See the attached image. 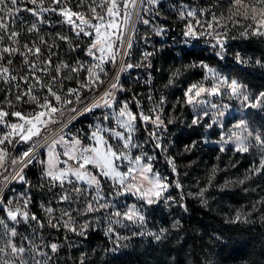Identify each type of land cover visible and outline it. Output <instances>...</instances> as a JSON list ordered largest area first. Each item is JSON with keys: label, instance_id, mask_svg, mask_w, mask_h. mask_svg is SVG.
I'll return each mask as SVG.
<instances>
[{"label": "trees", "instance_id": "trees-1", "mask_svg": "<svg viewBox=\"0 0 264 264\" xmlns=\"http://www.w3.org/2000/svg\"><path fill=\"white\" fill-rule=\"evenodd\" d=\"M89 1L86 0V3ZM191 1L198 3L203 8V23L210 21L215 15L222 24L227 25L226 31L229 39L223 60L212 56L205 49L189 50L191 51L189 52L179 48L176 46V42L180 37L175 31L174 35L169 37L173 41L168 38L162 46L160 43L159 49L151 58L152 80L150 85L145 82L128 80L126 81L128 89L125 91L126 95L137 96L141 106L146 108L148 104H152V102L158 104L161 97L164 98V103L160 106L163 108L161 118L165 121L166 130L162 133L160 140L147 135L148 140L150 139V147L156 153L160 169L171 173V167L167 163L166 157L174 159L178 176L172 175L171 179L175 182L178 180L181 187L177 188L175 183H171L172 195L178 203L175 207L165 205L163 208H154L150 214L162 213L161 215L168 218H174L176 222H179V227L169 229L161 241L149 240L141 243L136 240L126 250L104 254L99 250L102 243L105 242L102 232L90 230L83 237L79 248L71 249L68 242L71 236L64 235L63 232L46 224V229L59 243L58 263L82 264V256H79V253L84 252L83 264H264V172L252 176L251 182L247 186L248 191H244V187L238 182H234L231 188L229 186L217 187V182L222 181L225 176L231 175L235 179L239 178L238 174H241V169L247 167V160L244 159L246 158L245 154L240 156V154L221 153L215 147L202 145L200 128L190 125L187 121L183 124L181 121V117L189 111V107L185 103L184 90L189 83L204 80L202 68L188 66L198 65L202 60L216 62L226 74L234 76L241 83L247 85L250 90L264 91V37L250 36L245 39L240 36L248 23L241 17L235 18L239 21L235 24L227 19L230 15L229 0ZM67 2L72 7L77 6V0H67ZM90 2L92 3V0ZM168 26L171 32V29H178L180 24L170 20ZM216 30L223 34L222 29ZM50 35H53V32ZM50 35L48 37L49 45L54 49L59 40ZM237 52L250 62L244 63V65L237 63L235 58ZM71 53L70 49H65L61 56L70 60ZM258 59L261 60V64L256 63ZM177 69L181 70L180 75L173 79L172 84H169V79ZM150 90L152 91L151 101L146 98ZM22 98L25 102L26 96ZM6 101H14L19 104L13 91L0 81V102ZM168 120H173V123L169 124ZM139 128L143 132L154 131L153 127L139 126ZM77 129L80 130V128ZM193 141L196 142L195 146L191 147V151H185L186 146H192ZM33 142V139L25 142L20 148L26 150ZM157 142L161 147H155ZM182 148L184 150L179 152ZM12 155L10 154V158L13 157ZM238 161L240 162L238 163ZM230 162L232 165L234 162L238 165L231 166ZM35 163L27 167L25 179L32 191L30 209L41 217L38 201L51 194V190L50 186L41 182L44 177L41 172L42 164ZM209 165H215L219 169L215 174L214 184L201 198L190 196L184 185L191 186L198 178L206 179V167ZM47 183L54 185L48 179ZM65 193L66 190L61 193V197L65 196ZM243 204H247L251 210H255L253 217L248 218L247 222H231L229 216L232 210Z\"/></svg>", "mask_w": 264, "mask_h": 264}, {"label": "rangeland", "instance_id": "rangeland-1", "mask_svg": "<svg viewBox=\"0 0 264 264\" xmlns=\"http://www.w3.org/2000/svg\"><path fill=\"white\" fill-rule=\"evenodd\" d=\"M90 1L89 3H86L85 0V4L81 8L87 7L89 4H91ZM78 3L79 0H77V4ZM95 3L96 5H100L101 0H95ZM103 12L104 8L102 10V13ZM140 15L141 8H134V19H137V16L140 17ZM235 18L237 19L239 17ZM245 21H247L248 24L251 23L250 20ZM227 77L235 78L230 74H227ZM192 83H189L186 89ZM205 85L207 86V84ZM248 91L255 94L259 93L254 92L249 88ZM202 99L205 100V103L196 105L195 107L186 103L189 107V111L187 114H184L183 117H181V121L183 124H185L187 121L190 125H193L192 120L194 118L197 116L202 117L199 123L195 124V126L200 128L199 130L202 133V137L200 138L202 145L215 147L219 152H221L220 148L223 146L225 151L221 153L240 154V156L245 154L246 158L244 159L247 160V167L241 169V174H238L240 175L239 178L235 179L231 175H228L225 176L222 181L217 182V187L219 188H223L225 186V182H228L227 186L231 188L233 187L234 182L244 179L242 176L245 177V175H251L248 170L254 164H258L260 155L258 149L255 147H250V151L247 153H239L235 151V143L234 141L229 140V137L233 132L241 135H247V132H243L241 129L234 128L233 126L238 121L243 119L248 125V130L252 131L253 135H255L257 131L264 134V110L243 107L242 105L244 102L242 100L231 97L227 92L217 96L205 95L202 97ZM213 104L216 105L215 108L212 107ZM120 110L121 109L109 111L106 115L107 119L104 117L90 127L80 128L78 134H80L79 136L82 137V143L89 150L97 146L106 148L110 145L118 154L123 152L130 154L132 158H134L136 155H141L142 153L146 154L147 156H152L154 157V159L151 161L153 172L149 173L148 175L152 176L154 173H158L161 177H167V182L174 184L175 181L171 179V176L173 175L174 177H177L178 172H172L170 169L171 173H168L160 169L157 163L158 159L156 157V153L150 147V139L148 140V135L150 132H152V130L143 132L137 125L139 121H136L135 130L130 134L127 129L122 128L118 123L117 117ZM205 112H207V115L204 114ZM221 112L223 113V116L219 115ZM208 125H211V127H208ZM97 127L100 129L99 134L103 136L105 144L97 145L96 140L92 138V132L96 131ZM155 130L156 129L154 128V131ZM117 132L121 133L125 139L131 135L132 139L130 143L133 145H138L139 147L125 149L124 139L116 136L115 133ZM2 133L3 131H1V134ZM37 140L32 143L28 150L37 143ZM250 140L254 145V139L250 138ZM224 141L228 142L224 143ZM9 145L10 144L8 143L1 145V147L7 150L8 157L4 162V167H0V189H3L0 191V200L2 199L7 203L10 199L13 200V203L10 205V207L13 209L19 207L22 212L26 211L28 213V219L25 220L23 217L18 216V222L10 221L7 219L6 212H4L3 209L0 210L2 211L0 212V219L4 220L9 230L15 228L17 233L16 236L12 237L8 234V231L4 228V226L0 225V247H5L8 240L11 239L17 247H23L25 249L23 253H18L16 255L11 253L10 248L6 249V253L0 254V261L7 259L11 261L12 264H22V262L23 264H37V262H39V264H60L57 261L59 243L50 234V231L46 229V224H49L55 230L63 232L64 235L67 234L71 236L68 241L71 249L79 248V245L83 241V237L87 234V232L90 230H98L102 232V235L105 237V242L102 243V247L100 246L99 250H101L104 254H108L111 252L126 250L136 240L141 241V243L149 240L156 242L153 236H148L146 234H159L161 228L168 229L169 231V229L172 228V225L176 223V219H171L161 215L162 213L150 214L154 208H163L165 205L167 207H175L176 204H178L174 195H172V185L166 192L162 194L156 203L153 204H148L146 199L141 197L134 188L128 191L125 190L129 185L132 184L137 185V187H141V185H143V187L148 186L147 182L142 180V177L138 172L132 173L131 175L125 177L123 183H121L118 178L107 176L109 182H111V186L105 190H102V188H96L98 185L89 184L87 180H77L74 175L73 183L52 186L48 185L47 178L44 176L41 182L45 183L46 186H50L51 194L46 195L45 199L43 198L42 200L38 201L41 214V217H39L30 209L32 191L29 189V186H24L23 181L10 182L9 180L7 182H3L4 177H10L19 169V163L17 165H13L11 161L13 159L19 160V157L22 155V153L26 151L20 148L23 145V142L20 145L15 146L14 149ZM182 150L184 149L182 148L179 152H182ZM66 152L68 155L65 154ZM53 153L56 157V169L62 168L63 164H69L72 166L79 165L75 158H71L73 155H75L73 149L62 142H57L54 145ZM89 153L92 155L91 151H89ZM10 154H13L12 158H10ZM34 160L36 163H38V165H41L43 164L41 162L44 160V158L40 155ZM48 160L49 153L47 155V161ZM144 162L147 163L148 161L145 159ZM239 162L240 161H238V163ZM238 163L234 162L232 165L230 162L231 166L238 165ZM113 164L117 171L122 173L127 172L128 168L131 166L128 160H124L122 158L114 159ZM213 167L217 168L215 165H209L206 167V179L202 180L198 178L191 186L187 184L184 185L185 190L190 196L201 198V190H204V194L211 188L215 181L213 178L210 182ZM99 168L100 167L91 164L88 167V171L86 173L88 175H94L98 179ZM70 174L72 173H69V175ZM133 176H135V179H133ZM250 182L251 180H246L243 184H240L239 182L238 183L244 187V191H248L247 186L250 184ZM5 183L7 186H5ZM22 185L23 187H21ZM75 189H80V191H75ZM62 190H66L65 196H67L68 199H61V193L63 192ZM22 193L24 194L23 196L21 195ZM24 197H28V199H30L27 207L24 206ZM169 197H171V199H169ZM206 200L209 201L208 198H206ZM132 206H134L144 216V220L142 222L139 220L133 222L124 218L123 213L127 212ZM89 207H91L92 210H89ZM47 208H52L53 211L49 213L46 211ZM238 211L242 214V217H244V219L241 221H245L248 218L253 217V212L255 210H251L247 204H243L232 210L229 219L233 220ZM117 212H119L121 215H114V213ZM65 213H67V215H65ZM33 215L36 216L37 219L33 220L31 218ZM117 220L120 222L115 223ZM65 221L69 222V227L64 226ZM85 225H87V227H85ZM109 227L112 228L111 232L107 231ZM72 229H75V231ZM141 233H145V235H140ZM53 243L58 245V248L55 252H53L50 247V245ZM83 255L84 252L79 253V256Z\"/></svg>", "mask_w": 264, "mask_h": 264}, {"label": "snow or ice", "instance_id": "snow-or-ice-1", "mask_svg": "<svg viewBox=\"0 0 264 264\" xmlns=\"http://www.w3.org/2000/svg\"><path fill=\"white\" fill-rule=\"evenodd\" d=\"M8 2L11 4L12 7H8L5 11L3 7H0V32L7 33L8 39L12 40L14 43L16 42L14 40L15 37L19 35L16 31H11L9 33L10 25L15 24L14 17L16 14L21 10L19 8H16L15 6L21 2V0H8ZM29 3L36 5L39 2V5H43L44 0H28ZM137 0H124V7L127 9L129 5H135ZM150 4L155 5L158 0H148ZM6 3V0H0V6H4ZM52 4L57 5V7H51V8H45L40 7L39 10L37 8H27L25 7L23 11H27L32 13L36 17H40L41 12H54L56 13L58 10V15L63 17V22L70 25L72 31H76L77 35L83 34L85 36H91V33L88 31H85V26L91 28L95 32V39L93 40V43L90 46L89 54L91 55V49L99 48V51L101 53V64L103 63L104 59L107 57L105 56L106 49L110 50L112 48L111 44V34L108 31L109 29L113 27H119L115 23V17L119 14V8L117 5V0H101L100 5H96L95 0H92V3L88 5L87 11L91 13V17H89L85 12L81 11H74L72 7H69L66 0H51ZM63 4V6H61ZM85 4V0H79V3L77 4V7H82ZM106 7V15L110 17L111 19L106 23L104 15L100 14V12L97 11V8H101L103 10L104 6ZM230 15L227 17L228 20L233 21V23H239L238 20L235 19V17H242L245 20H250L251 23L248 24L247 27H245L244 31L240 33V36L247 39L250 36L254 37H264V0H230V7H229ZM201 14H203V10H201ZM196 10H188L186 13L185 11L180 12V18L185 19L186 17H191L194 22H188L185 26L186 30L184 31L183 35L185 37H198L203 35H208L212 37L215 40V47H219L220 51L216 52V55L223 59L225 55V48L227 46V40L229 37L227 36V25H222L221 20L217 18L215 15H213L212 19L210 21H206L202 23L199 19L196 18ZM131 19V13L125 12V23H127ZM78 21V23H77ZM95 21V22H94ZM145 24H148V20L143 21ZM197 25H200L201 27H205L208 29L207 32H202L197 29ZM37 29V25L33 23L29 28L28 31L32 32ZM216 29H222L223 34H221V31H217ZM78 30V31H77ZM157 35L161 34V29H154ZM4 39V35H0V41ZM61 40H67L68 38L65 36L60 37ZM131 46V41L129 40V47ZM27 47V45H25ZM19 51L16 47H4L2 50H0V54L2 53H11L15 54ZM31 51V49H29ZM35 52L38 54L40 52L39 48L35 49ZM153 53L151 52H145L144 53V59L147 60L148 57L152 56ZM236 61L239 64L249 63V60H245L239 52L236 53ZM113 62L115 61V57H112ZM11 63V61H9ZM257 64H261V60L256 61ZM139 66V65H136ZM151 67V64L148 65ZM200 67L204 69L205 71V77L204 80H207L209 77L212 79L211 86H206L204 81H199L196 83H192L188 86L186 91L184 92L185 97V103L188 105H192L195 107L196 105L204 104L205 100L202 99L203 96H217L222 95L224 92H227L230 94L231 97L242 100L243 107L246 108H252V109H262L264 110V91H260L258 94L250 93L248 91L247 85L241 83L238 79L235 78H229L227 76L220 75L214 68L210 67L207 63L204 61H200L198 65L193 64L189 65L188 67ZM83 67V65H81ZM128 68L133 67L132 64L127 65ZM98 68L100 72H104V69L99 65H93L92 67H89L87 69L88 71V83L87 84H81V87H89L91 86L95 81L99 80V76L97 72H95L93 69ZM124 69L121 68V71ZM59 71V68L57 69ZM73 72L78 71L77 68L72 69ZM181 70L177 69L174 73L172 78L169 79V84L173 83V79L180 75ZM0 76H3L5 81H7L9 78L12 80H15V76H9V69L7 67H0ZM150 79V78H149ZM118 77L117 82H113L109 85L110 89H117L118 88ZM69 93L76 94L79 98V90L78 89H68ZM28 96V102L35 103L37 107L41 110L34 111L33 113H30L28 115H24L20 111H12L7 112L4 111L3 108H0V125H3L5 128L8 129V131L3 132L0 134V145H4L5 143L12 144L14 142L13 138L18 137L19 141L28 142L33 139V137H38L41 134V127H47L50 123H54L53 120V114L60 112L61 110L54 107L51 99H49V96L54 98L55 101L60 102L62 104H69L71 101L69 100H62V97L58 95L55 91L49 87V96H45L43 103H40L38 98L35 95H32L31 88L28 89V92L26 93ZM22 99V95H17L16 100L20 101ZM103 100V103L106 106H109L112 102V99H114V94L111 91H105L103 96L101 97ZM151 99V97H150ZM164 98L161 97V100L159 102V105L153 107L149 110V114H145L142 109L138 113H133V111L129 108L128 103L125 102L123 107L121 108L117 120L118 123L122 128L127 129V131L131 134L135 130V124L137 119L148 123L150 122L156 130H159L165 126V121L161 118V111H158L159 106L163 105ZM8 104L11 105V101H8ZM99 107V102L93 103L90 107H85L84 112L91 111L92 108ZM213 108L216 107L215 104L212 105ZM226 107V106H225ZM137 108H140V104L137 101ZM71 111L77 112L78 110L72 109ZM207 115V112L204 113ZM219 115L223 116V113H219ZM12 116L17 118V122L10 123L6 119L7 117ZM74 118V117H73ZM107 119V117H105ZM200 119L202 117L197 116L192 120V124H198ZM168 123H173V120H168ZM208 127H211V125H208ZM234 128L241 129L243 132H247V135H241L237 134L236 132H233L232 135L229 137V140L234 141L235 143V151L239 153H247L250 151V147H255L258 149L260 155H259V161L258 164H254L248 171L251 173V175H245L244 179L238 181L240 184L245 183L246 180H250L252 176L260 174L264 172V134L260 132H256L255 135H253L252 131L248 130V125L245 120L238 121L234 126ZM100 129L97 127L96 131L92 132V138L96 140L97 145L105 144L103 136L100 134ZM116 136L121 137V139H124V148L128 149L131 147H139L138 145H133L130 143L132 137L129 135L126 139L124 136L117 132L115 133ZM149 136L153 139H158L156 136V132H150ZM250 138H253L255 141V144L253 145ZM63 139V138H61ZM223 139V138H222ZM228 141H224V143H227ZM55 143V142H54ZM73 145V152L75 151V146L80 144L79 139H73L71 141ZM195 141H193L192 146H186L185 151H191V147L195 146ZM53 147L54 145L49 146V160H48V168L45 171L44 175L51 177L53 180H59L63 181L67 177L66 171H59L55 172L53 169L55 168V161L56 157L53 153ZM155 147L159 148L161 147L160 143L157 142ZM91 151L92 155H84L83 153H87ZM221 152H224L225 149L223 146L220 148ZM68 155V153H65ZM8 157V152L5 148L0 147V167H4V162ZM71 158H76L75 155H73ZM80 158L83 160V163L80 164L79 168L73 170L69 169L68 171H71L72 174L77 178V180H87L89 184H99V180L94 175H88L83 169L85 168V165L87 164H94L97 167H100L102 169V174L104 176H111L113 178H118L121 183L124 182V178L131 175L132 173L138 172L139 175L142 177L143 181L147 182V187H137V185L132 184L129 185L126 191L132 190L133 188L136 190V192L139 193V195L146 199V202L148 204L156 203V201L162 196L164 192L168 190V188L171 186L169 182H167V177H161L158 173H154L152 176H149V173L153 172L152 169V163L151 161L154 159L152 156H147L146 154L136 155L134 158L131 157L130 154L126 153H117L113 150V148L109 145L106 148H101L99 146L93 147L90 150L88 148H84ZM124 159L128 160L130 163V167L128 168L127 172H119L115 168L113 164L114 159ZM34 159V153L33 149H29L28 151H25L22 153V155L19 157V160L13 159L11 162L13 165H17L19 163V170L15 172L14 175L6 176L4 177L3 182H7L9 180L13 181H25V176L23 174L24 169L33 162ZM147 160L148 162L145 163L144 160ZM167 163L170 165L172 172H176V165L175 161L171 157H166ZM43 163V161L41 162ZM218 169L216 167L212 168V176L210 178L213 179L215 177L216 172ZM133 179H135V176H133ZM228 182H225V186H227ZM5 186L6 183H5ZM175 187L180 188L181 185L179 181L177 180L175 182ZM3 189H0L2 191ZM75 191H80V189H75ZM203 191L201 190V195H203ZM24 195L23 193L21 194ZM62 200L68 199L67 196H62ZM171 199V197H169ZM30 202V199L25 198L24 199V206L27 207L28 203ZM13 203V200H9L7 205L3 204V201L0 200V207L3 208V211L6 212L7 219L10 221H17L18 222V216L23 217L25 220L28 219V213L26 211L22 212L19 207L16 209H13L10 207V205ZM183 207V205H181ZM89 210H92L91 207H89ZM47 212L51 213L53 211L52 208H47ZM185 211L187 209L185 208ZM67 215V213H65ZM116 216H120L121 214L119 212L114 213ZM123 216L125 219L129 221H143L144 216L134 207H130L129 210L125 213H123ZM33 220L37 219L36 216L31 217ZM244 219L242 217V214L238 211L234 217V219L231 221L233 223L237 221H241ZM120 221H115V223H119ZM245 222H247L245 220ZM51 223V221H50ZM0 225H3L4 228L8 231V234L12 237L16 236V230L15 228L8 229L7 224H5L4 220L0 219ZM65 227H69V222L65 221L64 223ZM87 227V225H85ZM173 228L179 227V222L177 221L172 225ZM75 231V229H72ZM109 232L112 231V228L109 227L107 230ZM168 232V229L161 228L159 234L156 233H147L148 236H153L156 241H161L165 238V234ZM140 235H145V233H141ZM127 239V238H125ZM219 239V238H217ZM53 252H55L58 248V245L53 243L50 245ZM11 249V253L13 255H16L18 253H23L25 249L23 247H17L11 239L8 240L5 247H0V254L6 253V249ZM81 261L83 264V256L81 257ZM0 264H12L11 261L4 259L0 261ZM23 264V262H22ZM39 264V262H37Z\"/></svg>", "mask_w": 264, "mask_h": 264}, {"label": "built area", "instance_id": "built-area-1", "mask_svg": "<svg viewBox=\"0 0 264 264\" xmlns=\"http://www.w3.org/2000/svg\"><path fill=\"white\" fill-rule=\"evenodd\" d=\"M67 4L69 7H72L68 2ZM117 5L119 8V14L115 17V23L119 25V27H113L108 30L111 34L112 48L110 50L106 49L105 56L107 58L104 59L102 64L99 48L91 49L92 54H89L90 46L95 39V32L93 29L85 26V31L90 32L91 36H85L82 33L78 36H71L68 24L67 27H59V17L61 16L58 15V10L56 13L51 11L41 12L39 18L30 12L23 11L25 7L37 8V10H39L40 7H57V5L51 3V0H44L43 5H39V2L36 5H33L29 3L28 0H21V2L15 6L16 8L21 9L14 17L15 24L10 25L9 28V33L11 30L19 33V35L14 38L16 41L15 43L8 39L7 33L0 32L1 35H4V39L0 43V50L4 47H16L19 49L15 54H0V67H7L9 69V76L16 77L15 80L9 78L5 81L4 77L0 76V81L3 85L12 90L16 97L17 95H22V97L26 96V101L24 102L22 98L18 101L19 104H16L14 101H11V105H9L7 101L4 103L0 102V108H3V110L7 112L20 111L24 115L41 110L35 103L28 102V96L26 93L29 88L32 90V95H35L38 98V95L49 96V87H51L53 91L62 97V100L71 101L69 104H62L49 96L53 106L61 111L53 114L54 123H50L47 127L42 126L41 134L38 137H33L34 142L38 139L37 143L31 148L33 149L34 159L40 155L44 158L41 170L43 176H45L44 173L48 168L47 155L49 153L50 145L62 142L73 148L71 141L74 138L80 140V144L75 146L74 151L76 157L75 160L79 165L72 166L69 164H63L60 169L54 168L53 171L55 172L63 170L68 173L63 181L53 180L51 177L45 176L54 185L73 183V174L69 175V173L72 172L68 170H75L79 168L81 163H83L80 156L86 146L82 143V137L79 136L80 134H78L79 131L77 128H82L84 126L86 128L94 125L96 122L106 117L109 111L121 109L125 102L128 103V106L133 113H138L140 109H142L145 114H149L150 109L159 105V103L156 104L155 102H152V104H148V107L146 108L142 107V104L139 103L140 108H137V101L139 102L137 96L134 94L126 95L125 92L128 89L126 84V81L128 80L145 82L147 85H150L151 83L152 75L148 65L151 62V58L154 56L155 51L159 49L160 44L157 43V34L154 29L162 30L160 35L165 36V43L171 35H174L175 31L178 32L180 38L177 40L176 46L181 49H185L186 43L199 42V40H209V42H211V55L217 57L219 60H223L216 55V52L220 51V49L219 47L214 48L215 40L212 37L208 35L185 37L183 35L186 30V24L190 21H194L191 17L181 19V11H185L186 13L188 10H196V18L203 23L204 12L201 14L203 8L198 3L191 0H158V2L153 5L150 4L148 0H137L135 5L130 4L129 7L125 9L124 0H117ZM61 6H63V4ZM8 7L12 6L8 0H6L3 8L6 11ZM72 8L74 11L85 12L89 17L92 15L87 11L88 6L83 8L75 6ZM134 8H141V19H134ZM97 11L102 14L101 8L98 7ZM126 11L131 13V19L127 23H125L124 20ZM102 15H104L106 23L111 19L106 14ZM144 20H148L149 23L145 24L143 22ZM170 20L180 24L178 29H171V32L169 31L168 22ZM33 23L37 25V29L29 32L28 28ZM196 27L199 31H208L206 26L201 27L200 25H197ZM51 32H53V35H50ZM49 35L55 36L59 40V43L54 49L49 45ZM61 36H65L68 39L61 40ZM5 39L7 41H4ZM169 39L173 41L172 38ZM129 40L131 41V44L138 46V57L130 56V51H128ZM165 43H161V46ZM25 45H27V47H25ZM36 48L40 49L38 54L35 52ZM29 49H31V51H29ZM65 49H70L72 52L70 60H66L61 56L62 51ZM145 52H151L153 55L145 60ZM113 56L115 57L114 62L112 60ZM9 61H11V63H9ZM202 61L214 68L220 75L227 76L221 68H217L216 62H210L207 60ZM97 64L104 69V72H100L98 68H94L93 70L97 72L99 80L95 81L89 87L82 88L81 84L88 83L87 69ZM128 64L139 65L137 66V74H129V68L127 67ZM81 65H83V67H81ZM58 68L59 71H57ZM73 68H77L78 71L73 72ZM121 68L124 70L121 71ZM203 72L204 78V69ZM143 74L146 76V79ZM117 77L118 88L110 89L109 85L113 82H117ZM203 81L207 86H211V77ZM68 89H78L79 98L76 94L69 93ZM105 91H111L114 94V99H112L109 106H106L101 99ZM151 94L152 91L150 90L149 95L146 97L147 100H152V98L150 99ZM96 102H99V107L92 108L89 112H84L85 107H90ZM72 109L78 110V113L80 114L71 111ZM160 109L161 106H159L158 111H160ZM6 119L10 123L17 122L16 117L9 116ZM138 121V126L143 128H154L150 122L145 123L139 120V118L137 119V122ZM165 126L155 131L158 140L161 139L162 133L165 131ZM1 131H3V125H0V134ZM13 140L14 142L9 145L12 148L20 145L22 142L23 144L25 143L24 141H19L18 137L13 138ZM28 148L26 151H28ZM83 154L90 155L89 152ZM34 159L32 163L35 162ZM90 165L91 164L85 165L83 171L87 172ZM27 167L24 169V176ZM14 174L15 172L13 175ZM98 180L100 183L96 188H102V190L104 188H110L111 182H109L107 176L102 174L101 168L98 169ZM11 181L13 180H10V182ZM23 184L24 186H28L26 179L23 181ZM25 198L28 197H24L23 200ZM3 204L7 205L8 203L3 201Z\"/></svg>", "mask_w": 264, "mask_h": 264}, {"label": "bare ground", "instance_id": "bare-ground-1", "mask_svg": "<svg viewBox=\"0 0 264 264\" xmlns=\"http://www.w3.org/2000/svg\"><path fill=\"white\" fill-rule=\"evenodd\" d=\"M106 5L104 7V12L102 14H106ZM137 19H141V15L140 17L137 16ZM59 27H67V24L63 22V17H59ZM69 30H70V34L71 36H78L76 31H72L71 26L69 25ZM78 31V30H77ZM1 35V34H0ZM24 35V33H23ZM2 41H0L1 43ZM157 43H165V36L164 35H157ZM185 49L186 50H196V49H205L208 50V52H210L211 54V42H209V40H199V42H194V43H186L185 45ZM128 51H130V56L131 57H138V46H135V44H131V46L129 47L128 44ZM191 52V51H189ZM187 53V52H185ZM178 54V53H177ZM162 55V54H161ZM193 55V54H192ZM178 57V56H177ZM183 57V56H182ZM158 58V57H157ZM185 58V57H184ZM160 62V61H159ZM169 63V62H167ZM133 67L129 68V74H137V64H132ZM157 65V64H156ZM244 65V64H242ZM158 66V65H157ZM156 66V67H157ZM164 67V66H163ZM217 68H220V66L217 64ZM222 70V69H221ZM224 71V70H223ZM45 95H38V100L39 102H43ZM161 108V112H162ZM166 127V126H165ZM166 130V129H165ZM8 131L7 128H5L3 126V132ZM170 166V165H169ZM177 172V171H176Z\"/></svg>", "mask_w": 264, "mask_h": 264}]
</instances>
